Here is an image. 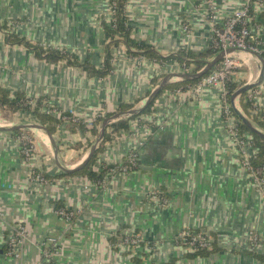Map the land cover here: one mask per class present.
I'll list each match as a JSON object with an SVG mask.
<instances>
[{"label": "crops", "instance_id": "1", "mask_svg": "<svg viewBox=\"0 0 264 264\" xmlns=\"http://www.w3.org/2000/svg\"><path fill=\"white\" fill-rule=\"evenodd\" d=\"M242 2L214 0L215 18L206 15L208 0H127L125 11L132 39L164 59L187 52L205 66L218 54L203 55L212 49L213 21L223 25ZM111 17V0H0V95L45 100L87 128L70 122L56 127L52 135L58 158L45 132L29 131L37 149L30 164L23 160L16 131H0V264H264V194L240 163L238 145L223 118L222 86L198 94L165 88L152 113L140 118L150 135L120 133L103 149L95 165L100 173V162L117 166L131 152L138 155L135 170L117 173L104 188L59 167L76 169L83 163L99 134L92 130L99 132L103 123L95 124L98 117L124 113L120 110L126 105L143 106L159 80L184 73L177 61L131 56L123 43L105 76L66 60L40 58L27 46L71 53L80 65L104 70V22L109 25ZM251 26L264 43V3H254ZM238 57L237 90L258 82L262 69L253 55ZM196 61L187 74L200 71H195ZM253 91L258 95L250 114L264 115V77L247 95ZM28 124H38L32 113L20 110L7 119L0 110V127ZM77 144H82L79 149ZM33 171L48 182L37 181ZM153 193L168 199L167 206L153 200ZM61 209L75 214L72 222L59 214ZM18 225L28 228L21 259L6 252ZM185 230L207 232L209 252L197 255L177 244ZM134 235L147 244L118 245L123 236ZM51 240H57L58 253L49 260L43 246L53 249Z\"/></svg>", "mask_w": 264, "mask_h": 264}, {"label": "built area", "instance_id": "2", "mask_svg": "<svg viewBox=\"0 0 264 264\" xmlns=\"http://www.w3.org/2000/svg\"><path fill=\"white\" fill-rule=\"evenodd\" d=\"M111 5L112 17L109 25L114 22L115 10L114 6L116 0ZM254 3L262 5L264 0H243L242 5L233 11L223 23V25L218 26L216 20L213 21L212 31H213V41L212 47L217 53L224 52L225 57L219 63V65L210 71L207 75L200 79L199 83L196 85H189L183 89L193 90L194 93L198 94L206 88H213L217 86L223 87V118L225 124L233 138L237 143L240 155L241 165L252 175L253 182L259 192L264 194V167L255 168L253 165V160L258 156V149L248 135H245L240 126L242 122L236 117L234 112V107L230 102L229 92L227 84L232 82L236 76L237 69L242 67L241 59L238 57V53H244L247 55H252V53H257L264 58V43L259 42L256 35L252 30V8ZM113 6V7H112ZM217 10L214 9V0H208V10L206 15L211 18H215ZM234 50V52H230ZM120 48H112L113 63L115 62V57L119 54ZM183 72L189 73V66L183 65ZM177 93H181V89L177 90ZM258 95L257 91H253L247 95V100L254 102V99ZM32 106L36 105L35 101H31ZM47 106L48 103H45ZM50 106V105H49ZM235 106L243 114L241 108L236 101ZM53 107V106H51ZM49 113L56 115L61 119V122H78L76 118H71L70 116L63 115V112L59 109L53 107ZM244 115V114H243ZM114 122H111V124ZM132 129L128 131H122L121 134L125 135H135V136H146L150 135V127L147 124H140V118L131 122ZM18 142L21 145L23 160L30 164L33 158L37 154V149L35 145V139L31 133H21L17 137ZM99 169L103 172L104 177L101 181L96 184L101 187L107 186L109 181L116 176L117 173L131 172L135 170L138 166V155L136 152H131L126 163H122L117 166H111L108 164L99 163ZM33 178L40 182H48L46 177L41 172L33 171ZM153 200L158 201L159 205L162 207L167 206L168 199L163 196L160 197L159 194L153 193ZM59 214L65 217L69 222H72L75 214L73 212L66 211L65 209L59 210ZM28 236V228L26 226L18 225L13 228V235L9 237L6 242V252L9 257L15 259H21L23 256V250L26 244ZM253 241V246L257 244L258 238L253 235L251 236ZM211 238L207 232L204 231H183L177 240V244L186 250L197 253L203 250H209ZM57 240H51L48 243L53 244V249H49V244H44L43 255L46 259H52L58 253V242ZM143 243L147 242L138 235L134 236H123L121 238L120 247L126 248H136ZM149 244V242H148ZM149 247V246H148Z\"/></svg>", "mask_w": 264, "mask_h": 264}, {"label": "trees", "instance_id": "3", "mask_svg": "<svg viewBox=\"0 0 264 264\" xmlns=\"http://www.w3.org/2000/svg\"><path fill=\"white\" fill-rule=\"evenodd\" d=\"M126 2L127 0H116V3L114 6L115 10V15H114V22L112 25H107L104 22V26L107 32V40H108V45H107V60L105 62V68L104 70L100 71H95L94 68H92L88 63L84 65H80L77 61V58L75 55L67 52H59L57 50L51 49V48H45L43 46H37V45H32V44H27L28 48L33 50L38 57L40 58H46V59H51V60H66L69 64L73 66H79L82 69H85L87 71H91L93 73L98 74L99 76H105L109 72L112 71V64H113V54H112V48H118L120 43H123L126 47L128 52L130 53L131 56H136V54H141V55H146L152 59L159 60L163 63L173 60L177 61L181 65H191L192 59L197 60L195 62L197 68L195 71H199L204 67V62L198 61L199 56H195L191 53L187 52H181L175 56H171L169 58H162L158 53H156L150 46H148L145 43L137 42L131 37V31L127 25V16H126ZM113 0H111V5H112ZM112 6V7H113ZM10 41L15 42L16 39L15 37H11ZM132 49H137L141 51L142 53L139 52H133ZM216 53V50L211 49L210 52L203 54L207 57L212 56ZM200 57H203L202 55ZM169 59V60H167ZM165 61V62H164ZM219 65V64H218ZM217 65V66H218ZM216 66V67H217ZM215 67V68H216ZM213 68V69H215ZM200 80L197 81H185V82H180L174 85H170L166 87V89H172V88H178V87H187L189 85H196L199 83ZM153 84H156V81L153 82ZM237 85L232 81L227 84L228 92H229V98L233 95V93L237 90ZM162 94V92H161ZM160 94V95H161ZM159 95V96H160ZM247 92L244 93L240 97V105L245 113V115L260 129L264 131V115H251L250 110L254 108V105L252 104L251 101L246 99ZM31 101H35L36 105L32 106L30 104ZM45 100H32L27 97H24L22 95H16L14 98H10L7 94L0 95V110L3 111L4 116L7 119H12L13 115L20 110H25L30 113H32L35 116L36 122L42 126L47 127L49 132L51 134L55 133V129L58 125L61 123V119L55 117L52 115L50 110H53L54 108L51 106H47L45 104ZM155 101L149 105L141 114L132 116L128 119L124 120H119L117 122H114L112 124H109L106 131H105V138L102 144L100 145L99 150L96 152V154L93 156V158L90 160V162L81 170L75 172V174H81L83 176L89 177L93 182H99L103 179V173L98 172L95 169V165L99 161V156L103 152V149L107 145V143L111 142L116 136L120 135L122 131H128L131 128V122L136 120L137 118H141L144 115H149L152 113V109L154 106ZM134 108L133 105H126L122 107L120 110L121 112H127L130 111ZM65 116H70L73 118L72 115L63 113ZM112 115H104L100 116L97 118L95 124H100L102 121L111 118ZM71 124L75 126H79L83 130H86L87 128L85 127L84 124H82L80 121L78 122H70ZM240 129L242 132H249L250 137L254 141L257 149H258V156L255 160H253V165L255 168H262L264 167V140L257 135L251 133L243 124H241ZM92 132L97 135L99 132L97 129L92 130ZM16 134H21V133H31L29 131H16ZM82 144H77L74 146V148L79 149ZM126 163V161H125ZM211 244V242H210ZM209 250H203L200 252H197L195 254L197 255H204L208 253Z\"/></svg>", "mask_w": 264, "mask_h": 264}, {"label": "water", "instance_id": "4", "mask_svg": "<svg viewBox=\"0 0 264 264\" xmlns=\"http://www.w3.org/2000/svg\"><path fill=\"white\" fill-rule=\"evenodd\" d=\"M230 52H234V50H232ZM252 55L255 58H257L262 64V69H261V72H260V78H259L258 82L242 86L241 88L236 90L233 93V95H232L231 102H232V105L234 107V112H235L236 116L239 118V120L242 122V124L251 133L257 135L258 137H260V138H262L264 140V131H262L260 128L255 126L235 106L236 101L244 93H246V92L250 91L251 89L255 88L256 86H258L261 83V80L264 77V58L261 55L257 54V53H252ZM224 57H225V53L224 52L218 53L213 58L212 61L207 62L206 65L204 66V68H202L197 73H191V74H187V73H171V74L166 75L164 78L159 80L158 83L154 86V88L150 92L149 96L147 97L146 101L144 102L143 106L134 108V109H132L130 111H127V112H124V113H121V114H117V115H115V116L103 121V123L101 124V128H100V131H99V134H98L96 142L93 144V146L91 147L89 153L87 154L86 158L84 159L83 163L78 168H76V169H68V168H64V167H62L60 165H59V167L67 175L73 174V173L83 169L90 162V160L93 158V156L96 154V152L99 150L100 145L102 144V142L104 141V138H105V131H106L108 125L111 124V122H117L119 120L128 119V118H130L132 116H136V115L141 114L149 105H151L155 100H157V98L159 97L161 92H163V90L166 87H168L170 85H173V84H176V83H180V82L200 80L205 75H207L210 71H212L213 68H215L224 59ZM31 130H41V131L46 133V135L48 136V138H49V140L51 142V145L53 146V148L55 150V157L58 158V155H59L58 145L56 144L53 135L49 132V130L46 127H44L42 125H39V124H28V125H19V126H4V127H0V131H9V132H13V131H31Z\"/></svg>", "mask_w": 264, "mask_h": 264}]
</instances>
